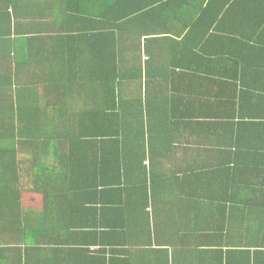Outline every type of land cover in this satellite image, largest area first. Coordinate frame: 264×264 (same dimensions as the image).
<instances>
[{
	"label": "trees",
	"instance_id": "16d2710c",
	"mask_svg": "<svg viewBox=\"0 0 264 264\" xmlns=\"http://www.w3.org/2000/svg\"><path fill=\"white\" fill-rule=\"evenodd\" d=\"M0 220V264H264V0H0Z\"/></svg>",
	"mask_w": 264,
	"mask_h": 264
},
{
	"label": "crops",
	"instance_id": "0c3cea01",
	"mask_svg": "<svg viewBox=\"0 0 264 264\" xmlns=\"http://www.w3.org/2000/svg\"><path fill=\"white\" fill-rule=\"evenodd\" d=\"M42 202V198L40 195L38 194H34V193H28L27 195H24V197H22V205L24 208V214L27 211H33L34 213H40L43 209V202ZM40 214H43L42 212ZM1 222V220H0ZM1 224V223H0ZM42 221H35L34 224V232H37L36 229L37 228H41L42 225ZM47 229H50V227L47 225ZM38 233V232H37ZM41 232L39 231V234ZM35 234V233H34Z\"/></svg>",
	"mask_w": 264,
	"mask_h": 264
},
{
	"label": "bare ground",
	"instance_id": "6f19581e",
	"mask_svg": "<svg viewBox=\"0 0 264 264\" xmlns=\"http://www.w3.org/2000/svg\"><path fill=\"white\" fill-rule=\"evenodd\" d=\"M31 36V35H30ZM51 169V168H50ZM79 195V194H78ZM75 196V195H74ZM79 198V197H78Z\"/></svg>",
	"mask_w": 264,
	"mask_h": 264
},
{
	"label": "rangeland",
	"instance_id": "374dc122",
	"mask_svg": "<svg viewBox=\"0 0 264 264\" xmlns=\"http://www.w3.org/2000/svg\"><path fill=\"white\" fill-rule=\"evenodd\" d=\"M23 194H25V192H24ZM41 203H42V202H41Z\"/></svg>",
	"mask_w": 264,
	"mask_h": 264
}]
</instances>
